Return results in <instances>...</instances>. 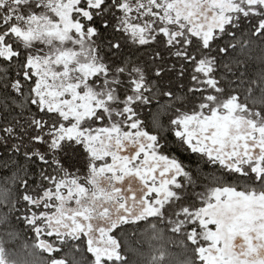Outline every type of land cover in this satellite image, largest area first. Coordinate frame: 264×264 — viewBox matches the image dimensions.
<instances>
[{
  "label": "snow or ice",
  "instance_id": "obj_1",
  "mask_svg": "<svg viewBox=\"0 0 264 264\" xmlns=\"http://www.w3.org/2000/svg\"><path fill=\"white\" fill-rule=\"evenodd\" d=\"M0 264H264V0H0Z\"/></svg>",
  "mask_w": 264,
  "mask_h": 264
}]
</instances>
